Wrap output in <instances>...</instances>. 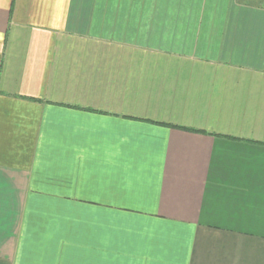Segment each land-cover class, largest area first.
I'll list each match as a JSON object with an SVG mask.
<instances>
[{
  "label": "crops",
  "instance_id": "0c3cea01",
  "mask_svg": "<svg viewBox=\"0 0 264 264\" xmlns=\"http://www.w3.org/2000/svg\"><path fill=\"white\" fill-rule=\"evenodd\" d=\"M0 264H264V0H0Z\"/></svg>",
  "mask_w": 264,
  "mask_h": 264
}]
</instances>
